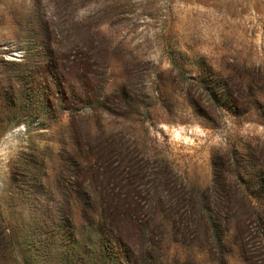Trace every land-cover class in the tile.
<instances>
[{
	"label": "rangeland",
	"instance_id": "obj_1",
	"mask_svg": "<svg viewBox=\"0 0 264 264\" xmlns=\"http://www.w3.org/2000/svg\"><path fill=\"white\" fill-rule=\"evenodd\" d=\"M8 75L0 264H264V0H0Z\"/></svg>",
	"mask_w": 264,
	"mask_h": 264
},
{
	"label": "trees",
	"instance_id": "obj_2",
	"mask_svg": "<svg viewBox=\"0 0 264 264\" xmlns=\"http://www.w3.org/2000/svg\"><path fill=\"white\" fill-rule=\"evenodd\" d=\"M22 82L18 80L14 76H5L4 78L0 79V114L13 112V109L18 107V105L21 103V108L19 110L23 109V102H17L15 99L14 101L8 100V97L4 94L5 90H19L20 88H23ZM13 106V107H11ZM213 217H211V225L213 227L218 228V226H215L214 221H212ZM216 231V230H215Z\"/></svg>",
	"mask_w": 264,
	"mask_h": 264
}]
</instances>
